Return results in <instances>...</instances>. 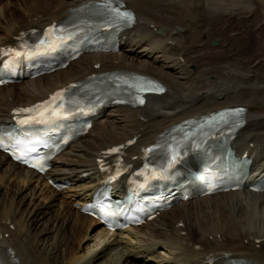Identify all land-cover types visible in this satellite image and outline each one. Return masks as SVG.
<instances>
[{"label":"bare ground","instance_id":"obj_1","mask_svg":"<svg viewBox=\"0 0 264 264\" xmlns=\"http://www.w3.org/2000/svg\"><path fill=\"white\" fill-rule=\"evenodd\" d=\"M20 1L0 0V55L22 32L42 31L97 0ZM123 1L135 10L137 24L122 33L120 49L85 54L65 69L1 86L0 124L12 122L18 106L93 73L137 72L157 78L167 91L150 95L141 107L103 109L45 174L0 152V173L12 180L0 188L1 255L7 264H264V216L253 214L264 213V192L245 188L182 201L146 224L116 232L71 205L87 201L101 184L107 150L137 138L125 156L138 165L143 150L170 126L225 107L247 108V125L233 146L253 158L251 177H264V0ZM50 179L75 183L67 192L74 200L58 207L56 188L45 201L33 187L24 188L33 182L49 187Z\"/></svg>","mask_w":264,"mask_h":264},{"label":"rangeland","instance_id":"obj_2","mask_svg":"<svg viewBox=\"0 0 264 264\" xmlns=\"http://www.w3.org/2000/svg\"><path fill=\"white\" fill-rule=\"evenodd\" d=\"M14 2H16V4L17 5H19L20 4V0H14ZM181 26H179V27H177L178 28V30H181L182 31V29L180 28ZM167 28H165L164 29V31L166 30ZM159 34L160 35H162L163 34V32H159ZM255 35H250L248 38H249V43L248 44H246V46H248L247 48H248V51L249 50H251V48L254 46V43H253V41H254V37ZM208 40H210V38L208 39ZM208 40H206V41H208ZM211 44H213L212 46H217L218 45V40L216 39L215 41L213 40V42H211ZM239 48V47H238ZM250 52V51H249ZM251 62L253 61V60H250ZM195 64H189V66H190V68L191 69H195V66H194ZM17 86L19 85V84H16ZM11 179H7L6 178V176L4 175V174H2V173H0V188H4L6 185H8L9 183H11ZM6 183V184H5ZM37 183V182H36ZM31 183V186L30 185H28V186H26V184L24 185V188L25 187H27V189H29L28 187H30V188H32L33 187V191L32 192H35L36 193V197L38 196V198H39V200H43V201H45L46 200V196H47V194H50V192L53 190V189H55L51 184L49 185V187H51V188H49V187H45L43 184L41 185V187H40V185L37 183ZM34 186H36L35 188H34ZM74 186H75V183H70V185L69 186H67V187H65V188H63V189H57V191L59 192V193H61V195H60V198L58 199L59 200V204H58V207H61V203L63 202V201H68V202H72L73 200H72V198H70V196L67 194V192L68 193H70L71 192V190H73V188H74ZM48 188H49V190H48ZM42 193V194H41ZM45 193V194H44ZM66 194V195H65ZM73 194V193H72ZM64 195V196H63ZM68 195V196H67ZM63 196V197H62ZM45 199V200H44ZM67 205V204H66ZM71 205L75 208V209H79V205H77L76 204V202L75 201H73L72 203H71ZM253 214H256L257 216H264V213L262 214L261 213V211H258V210H255V211H253ZM14 228V227H13ZM8 236V235H7ZM220 237V236H219Z\"/></svg>","mask_w":264,"mask_h":264},{"label":"snow or ice","instance_id":"obj_3","mask_svg":"<svg viewBox=\"0 0 264 264\" xmlns=\"http://www.w3.org/2000/svg\"><path fill=\"white\" fill-rule=\"evenodd\" d=\"M112 11L117 15V17H123L124 19H127L129 21L132 20V15L130 13H128V12H121L118 8H113ZM53 31H55L54 27L49 29V32H53ZM50 47H51V45H50ZM7 54L8 53H5V55H7ZM36 54H39V53H28V52H19V51L15 52V56L16 57H21V56L29 57L30 55H36ZM53 101H55V97L53 98ZM140 102L143 103V100H141ZM57 107H59V106L53 107L51 104L47 106L48 112H49V116L55 117V118H59V117L62 116V113L60 111H57ZM24 111H32V110L28 109V110H24ZM238 111H240V110H238ZM40 116H44V113L41 112ZM33 119H36V118L33 117ZM25 122H27V121H25ZM39 122H44V121L40 120ZM19 158L20 157H18V159Z\"/></svg>","mask_w":264,"mask_h":264}]
</instances>
